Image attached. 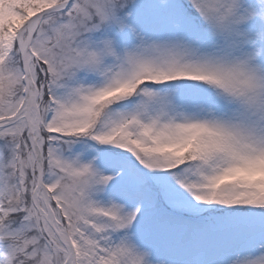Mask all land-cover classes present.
I'll return each instance as SVG.
<instances>
[{
  "label": "snow or ice",
  "instance_id": "snow-or-ice-1",
  "mask_svg": "<svg viewBox=\"0 0 264 264\" xmlns=\"http://www.w3.org/2000/svg\"><path fill=\"white\" fill-rule=\"evenodd\" d=\"M0 264H264V0H0Z\"/></svg>",
  "mask_w": 264,
  "mask_h": 264
}]
</instances>
